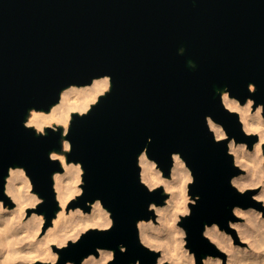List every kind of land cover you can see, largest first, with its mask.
<instances>
[{
  "label": "water",
  "instance_id": "95a60500",
  "mask_svg": "<svg viewBox=\"0 0 264 264\" xmlns=\"http://www.w3.org/2000/svg\"><path fill=\"white\" fill-rule=\"evenodd\" d=\"M107 74L111 89L87 112L73 113L68 160L84 168L83 192L72 206L90 211L100 199L114 226L69 241L60 264H81L97 248L116 249L109 264L157 258L138 238L137 221L155 214L148 204H163L167 195L142 179L138 155L146 144L167 176L172 152L180 151L193 175L189 193L201 197L180 223L199 257L217 253L202 235L206 224L226 226L235 205L253 201L232 183L242 168L227 141L252 146L258 139L222 98L223 107L217 89L228 85L230 95L242 102L252 96L264 107V0H0V199L7 197L9 165H23L51 222L59 209L53 174L62 166L49 153L62 147V128L37 135L24 125L28 109H49L64 87ZM252 80L256 93L248 90ZM207 114L208 124L209 117L223 122L226 137L214 139Z\"/></svg>",
  "mask_w": 264,
  "mask_h": 264
},
{
  "label": "bare ground",
  "instance_id": "6f19581e",
  "mask_svg": "<svg viewBox=\"0 0 264 264\" xmlns=\"http://www.w3.org/2000/svg\"><path fill=\"white\" fill-rule=\"evenodd\" d=\"M111 86L112 80L108 74L95 77L88 84H70L62 89L60 100L53 103L49 109L34 108L30 114L29 123L43 130L48 126H60L62 133L63 129L68 133L73 113L87 112L102 94L111 89ZM253 87L255 88V85ZM222 98L229 109L239 113L247 132H259V139L254 144V150L248 148L247 141L238 142L234 137L230 139V150L234 152L235 163L247 167V173L235 174L232 177V181L235 182L232 183L244 190L262 183V190L256 196L264 198L263 104L256 105L252 96L242 102L238 97L230 95L228 90L224 91ZM209 124L217 137L227 136L223 124L211 117H209ZM52 150V157L59 159L62 166L53 174L56 197L59 202V209L56 211L53 224L42 235L45 215L34 212L32 216L30 215L31 218L28 216L25 220L27 209L37 205L42 197L32 190V180L26 168L16 164L19 166H13L6 176L7 197L0 199V264H31L39 260L50 261L48 258L52 256L59 258V253L53 248L63 246L71 238L81 236L89 227L102 225L109 219L113 221L110 210L103 205L100 199L91 202L90 211L82 206H71L72 198L83 192V186L80 185V182L84 180L83 165L80 161L68 160L71 141L67 136L63 147H56ZM173 157L172 175L166 176L163 169L156 166L157 162L148 155L146 150L140 153L139 161L142 164L143 181L151 188L163 184L170 196L165 205L156 202L151 204V207L159 213V224H155L153 219H140L138 225L140 234L148 237L150 247L153 245L155 248L163 249L160 261L169 259L171 264H191L194 260L193 254L188 253L183 246L185 239L182 238L178 223L185 210L188 183L193 179V175L179 152L174 153ZM11 201L15 202L16 206L11 207ZM256 205L258 208L234 206L235 214L240 217L245 216L242 221L230 222L232 227L237 228L238 235H232L231 232L223 230L219 222L206 224L204 230L207 236L216 243L222 254L217 256L210 254L204 259H208L210 264H225V259H223V251H225L228 252L226 264L264 262V203L256 201ZM99 249L101 251L112 250L115 254L113 249ZM85 259L87 264H99L107 258L100 255L97 257L95 253H91ZM69 264L75 263L71 260ZM82 264H85L84 260Z\"/></svg>",
  "mask_w": 264,
  "mask_h": 264
},
{
  "label": "rangeland",
  "instance_id": "374dc122",
  "mask_svg": "<svg viewBox=\"0 0 264 264\" xmlns=\"http://www.w3.org/2000/svg\"><path fill=\"white\" fill-rule=\"evenodd\" d=\"M33 127H35L34 125H32ZM245 130V129H244ZM45 132H46V129L44 130ZM246 131V130H245ZM247 132V131H246ZM247 133H249V134H257V136H258V139H259V132H257V131H251V132H247ZM226 137V136H225ZM257 139V140H258ZM256 140V141H257ZM246 141V140H245ZM255 141V142H256ZM238 142H244V141H238ZM255 142L253 143V145L252 146H250L249 145V143L247 142V146H248V148L249 149H251V150H254V144H255ZM231 151V150H230ZM263 151H264V149H263ZM232 153H233V155H234V152L233 151H231ZM156 161V160H155ZM157 162V161H156ZM139 163H140V161H139ZM236 164H238L241 168H242V170H241V172L240 173H247V167L245 168V166H243L242 164H240V163H236ZM140 165H141V168H142V164L140 163ZM156 166L157 167H160L159 166V164L158 163H156ZM172 173V172H171ZM172 174H170L169 176H171ZM30 176V175H29ZM167 176V175H166ZM30 178H31V176H30ZM193 180V179H192ZM191 180V181H192ZM146 183V182H145ZM32 184H33V182H32ZM82 184H83V181H81L80 182V185L82 186ZM189 184H190V182L188 183V189H187V198H186V205H185V210L187 211V210H189V209H191V207H190V203H191V201L194 199V197H193V195H191L190 193H189ZM262 185V186H261ZM159 186H162L163 188H164V192L167 194L166 195V198H165V201H164V203L162 204V205H165L166 204V200H167V198L170 196V193H169V191H167L166 189H165V186L163 185V184H159V185H157V186H155V187H159ZM235 186H237V185H235ZM155 187H153V188H155ZM262 187H263V184L262 183H259V184H256V185H253L251 188H249V189H247V190H244L243 192H246L247 193V191H250V196H251V198L253 199V200H255V202H252L249 206H254V207H256V208H258L257 207V205H256V201L257 202H259V203H264V198H258L256 195L258 194V193H260V191L262 190ZM237 188H238V186H237ZM239 189V188H238ZM32 190L33 191H35L34 190V185H33V187H32ZM240 190V189H239ZM79 195V194H78ZM77 195V196H78ZM77 196H75V197H73L72 198V200H71V206H72V201L74 200V199H76L77 198ZM43 200H44V198L42 197V200L41 201H39L38 202V204L37 205H35V206H30L28 209H27V212H26V218H25V220H27L28 218V216L31 218V216H32V214L34 213V212H37V213H40V214H43V215H45L46 216V220H45V222H44V225H43V228H42V235L47 231L46 229H48L49 228V226H51L52 224H53V219H54V217H53V219L51 220V222H49L48 221V218H47V214H46V212L45 211H39V205L41 204V202H43ZM58 200V199H57ZM59 203V202H58ZM10 206L11 207H14V206H16V203L15 202H12L11 201V203H10ZM187 206V207H186ZM72 207H77V206H72ZM245 207H248V206H245ZM91 209H92V204H91ZM153 210H154V212H155V214H153V215H151V217L149 218V219H153L154 220V222H155V224H159V220H158V217H159V213H157L156 211H155V209L153 208ZM184 210V209H183ZM185 210L182 212V216H184V212H185ZM233 212H234V218H230L229 219V222H228V224L226 225V226H221V228L223 229V230H225L226 232H228V233H230L231 232V234L232 235H238V230H237V228L234 226V227H232L231 225H230V222L231 221H242V220H244V217L245 216H242V217H240V216H238L237 214H235V211H234V208H233ZM31 215V216H30ZM263 216H264V210H263ZM181 220H182V218L179 220V223H178V226H179V228L181 229V234H182V238L183 239H185V241H183V246H184V248H185V250H187V252L189 253H191V254H193V259L195 260V264H201V260H202V258L204 259L206 256H209L210 254L211 255H215V256H217V255H220V254H222V252L220 253V248H218V246L216 245V243L215 242H213L210 238V240L217 246V248H218V250H219V252H217V253H215V254H212V253H207V254H205V255H202V257L200 256H198V254H197V252L189 245V241H188V234H187V229L180 223L181 222ZM221 225V224H220ZM93 227H98V228H100L99 226H93ZM89 228H92V227H89ZM89 228H87L86 230H88ZM140 229V228H139ZM86 230H84V232L86 231ZM180 234V235H181ZM79 237H81V236H79ZM73 238H71V240H72ZM70 240V241H71ZM69 243V242H68ZM68 243L67 244H65V245H63V246H56L55 248H53V250L55 251V252H58L59 253V259L57 260V262H56V264H60L61 263V259H62V253H61V251H60V249L62 248V247H64V246H66V245H68ZM150 245L151 244H149V247H150ZM245 245H246V243H245ZM151 249H153V250H155V251H158L159 252V255L157 256V258H158V264H171V261H169V259H164V260H162V261H160V259H161V257L163 256V249L161 248V247H156L155 248V246L153 247V245H152V247H150ZM222 251V250H221ZM97 255V257L100 255L99 253L98 254H96ZM157 258L155 259V260H157ZM227 258H228V252H225V251H223V259H225V264H226V262H227ZM69 261H71V260H69ZM110 262V261H109ZM109 262H108V264H109ZM74 263H75V261H74ZM31 264H50V261H43V260H39V261H37V262H32ZM76 264V263H75ZM81 264H82V261H81ZM153 264V263H152Z\"/></svg>",
  "mask_w": 264,
  "mask_h": 264
},
{
  "label": "clouds",
  "instance_id": "9594fccd",
  "mask_svg": "<svg viewBox=\"0 0 264 264\" xmlns=\"http://www.w3.org/2000/svg\"><path fill=\"white\" fill-rule=\"evenodd\" d=\"M179 52H180L181 54H183V53L185 52V47L181 46L180 49H179ZM188 63H189V65H190L191 67H193V68H195V67L197 66L195 60H191V59H190V60L188 61ZM108 74H110V75L112 76L111 73H108ZM112 77H113V76H112ZM254 85H258L257 82H256L255 80H252V81H249V82H248V90H249L250 93H256V89L253 87ZM229 88H230V87H229L228 85H225L224 88H223V90L217 89V91H218L219 94H220V100H221V103H222V94L224 93L225 90H228ZM253 96H254V95H253ZM222 105H223V103H222ZM223 107H224V105H223ZM34 108H37V107H36V106H33V107H31V108L28 109V112H27V118L24 120V125H25L26 127H29V128L33 127V126L29 123V117H30V114L32 113V111H33ZM226 110H227V109H226ZM208 115H209V114L206 115L205 119H206L207 125H208V127H209L208 119H207ZM218 122L221 123V124H223L222 121H219V120H218ZM34 128H35V131H36V134H37V135H41V134H43V135H47V132H45L42 128H38V127H34ZM209 130L214 134V131H213L210 127H209ZM66 136H67V133H66V132L64 131V129H63V133H62V136H61L62 147L64 146V139H65ZM214 139H215L216 141H219V140H220V138L217 137L215 134H214ZM233 139H234V138H233ZM147 140H148V142H149V144H150L151 141L153 140V137H152V136H148ZM226 141H227V140H226ZM228 143H229V141H227V145H228ZM146 147L149 148L148 144L145 145V147L143 148V150H144ZM143 150H142V151H143ZM52 151H53V150H52ZM52 151L49 153V156H50L51 159H52ZM176 152H180V151H173L172 154H174V153H176ZM139 154H140V153H139ZM172 154H171V155H172ZM138 156H139V155H138ZM13 166H19V165H9V171L11 170V168H12ZM189 171H190V173H191V169H190ZM232 182L234 183L235 181L233 180ZM147 189L150 190V188H147ZM240 191L243 192L244 189H243V188H240ZM200 198H201V197H200V194H199V193L195 194V199H193V200L191 201L192 205H196L197 202L200 200ZM148 207H151V202L148 204ZM192 212H193V209H189V210H187V211L184 212V216H185V217H188L189 215L192 214ZM137 223H138V221H137ZM113 226H114V224H113L112 219H109L106 223H104V224H102V225H99V227H100L101 229H105V230L112 229ZM202 235H203L205 238H207V233H206V231H205L204 229H203ZM138 238H139L140 243H141L143 246H145V247H147V248L149 247V245H148V237L143 236L142 234H140V233L138 232ZM79 241H80V238H79V237H75V238L72 239V243H77V242H79ZM127 247H128V246H127L126 244H124V243H120V245H119V249H120L121 252H126V251H127ZM114 249H115V248H114ZM96 251L99 252V254H100L101 257H106V258H107V259H104V260L100 261L99 264H108V261H109V260H110L111 262H114V261L116 260V258H117V251H116V249H115V255L113 254V251H112V250L101 251L99 248H97ZM86 256H87V255H85V256L82 258V260H84L85 264H87V260L85 259ZM48 259L50 260V264H56L57 259H59V258H58V257H55V256H52V257H49ZM141 262H142L141 259H135V260H129V261H128V264H141ZM64 264H69V259L64 260ZM153 264H158V258H157V260H154V261H153ZM191 264H195V260H193V261L191 262ZM201 264H210V262H209L208 259H203V258H202V260H201ZM249 264H264V262H262V261H255V262H249Z\"/></svg>",
  "mask_w": 264,
  "mask_h": 264
}]
</instances>
